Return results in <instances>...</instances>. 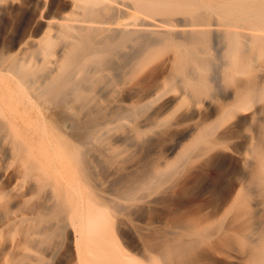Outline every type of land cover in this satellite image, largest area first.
I'll use <instances>...</instances> for the list:
<instances>
[{"label": "rangeland", "instance_id": "obj_1", "mask_svg": "<svg viewBox=\"0 0 264 264\" xmlns=\"http://www.w3.org/2000/svg\"><path fill=\"white\" fill-rule=\"evenodd\" d=\"M78 2L0 0L4 82L16 85L11 58L42 64L38 51L45 37L54 41L48 67H57L66 42L64 24L79 23L74 20L82 12ZM197 28L175 31L186 39ZM193 43L208 54L209 64L198 73L189 64L181 69L176 49L164 43L155 45L137 69L122 66V58L113 68L91 73L83 86L89 98L81 101L79 116L90 129L93 122L92 130L103 139L80 164L77 185L84 196L108 203L116 246L134 260L152 255L159 264H254L256 243L264 236V193L257 186L264 162V55L244 41L237 71H229L216 35ZM134 105H139L136 112ZM49 113L43 116L55 123ZM201 127L209 130L198 140ZM61 128L57 132L70 136ZM74 228L70 231L78 234ZM14 233L0 230V264H81L84 259L86 245L80 240L77 247L73 232L55 236L47 251L13 243L19 238Z\"/></svg>", "mask_w": 264, "mask_h": 264}, {"label": "bare ground", "instance_id": "obj_2", "mask_svg": "<svg viewBox=\"0 0 264 264\" xmlns=\"http://www.w3.org/2000/svg\"><path fill=\"white\" fill-rule=\"evenodd\" d=\"M78 6L82 12L74 20L79 23H65L62 29L66 42L57 67H48L54 41L45 37L38 51L43 55L40 66L10 59L16 85L4 82L0 71V230L17 232L19 238L12 242L36 251L49 250L55 236L67 232L72 237L73 232L76 246L80 240L86 245L81 264H159L152 255L147 261L134 260L121 244L116 246L108 203L79 191V166L103 139L92 130L93 122L91 129L88 121L82 127L81 104L89 98L83 86L92 72L113 68L119 59H124L122 66L137 69L161 43L174 46L181 69L189 64L198 73L209 61L194 39L212 33L220 41L223 64L237 71L244 41L264 55V0H79ZM179 26L198 28L191 38L181 39L175 31ZM48 112L55 114V123L43 116ZM61 127L70 136L57 132ZM208 130L201 127L198 140ZM257 186L264 193V162ZM72 226L78 234L70 231ZM256 244L254 264H264V236Z\"/></svg>", "mask_w": 264, "mask_h": 264}]
</instances>
